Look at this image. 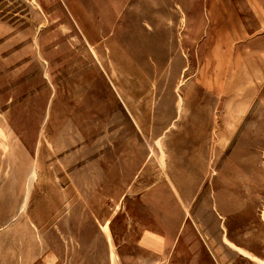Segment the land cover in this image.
Listing matches in <instances>:
<instances>
[{
  "label": "rangeland",
  "instance_id": "rangeland-1",
  "mask_svg": "<svg viewBox=\"0 0 264 264\" xmlns=\"http://www.w3.org/2000/svg\"><path fill=\"white\" fill-rule=\"evenodd\" d=\"M144 256L264 264V0H0V264Z\"/></svg>",
  "mask_w": 264,
  "mask_h": 264
},
{
  "label": "crops",
  "instance_id": "crops-1",
  "mask_svg": "<svg viewBox=\"0 0 264 264\" xmlns=\"http://www.w3.org/2000/svg\"><path fill=\"white\" fill-rule=\"evenodd\" d=\"M150 237L151 236H149V237L148 236H145V244L144 245L143 244L140 245L143 248L145 255H147V254H149L151 252L150 249H149L150 246L157 247L156 250H153V248H151L153 251H156V252H159V251L164 252L165 245H160V244H159V246L154 245L153 244L154 243V238H152V240L150 241ZM180 252H182V247H180ZM203 255H205V254H203ZM190 258H193V256L190 255ZM202 258L203 257H199L198 256L197 259H194L190 263L191 264H226L225 262L216 261V260H214L215 263L210 262V261H207L205 263V262H201V260L204 261ZM255 263L256 262H254V261L251 262V261L248 260V262L246 264H255ZM135 264H166V263H163V261L160 260L159 258L156 260V258L153 257V256H151V258H149L148 256H144V258L141 261L136 262ZM182 264H187V263H182Z\"/></svg>",
  "mask_w": 264,
  "mask_h": 264
},
{
  "label": "bare ground",
  "instance_id": "bare-ground-1",
  "mask_svg": "<svg viewBox=\"0 0 264 264\" xmlns=\"http://www.w3.org/2000/svg\"><path fill=\"white\" fill-rule=\"evenodd\" d=\"M33 168V167H32ZM32 168H31V170H32ZM35 171V170H34ZM32 172V171H31ZM29 175H31V177H32V175H33V177H34V173L32 172L31 174H29ZM29 177V176H28ZM28 179V178H27ZM30 180H32V178H30ZM20 189V188H19ZM28 192V191H27ZM233 244V243H232Z\"/></svg>",
  "mask_w": 264,
  "mask_h": 264
}]
</instances>
